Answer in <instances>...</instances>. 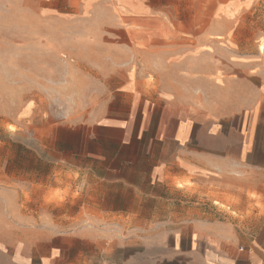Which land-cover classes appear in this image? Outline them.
<instances>
[{
  "label": "rangeland",
  "instance_id": "1",
  "mask_svg": "<svg viewBox=\"0 0 264 264\" xmlns=\"http://www.w3.org/2000/svg\"><path fill=\"white\" fill-rule=\"evenodd\" d=\"M148 4L158 17L155 27L175 32L169 42L181 44L175 51L154 52L159 63L151 70L177 76L183 65H190L193 92L180 99L185 106L179 117L199 122L205 105L216 104L228 113L255 102L256 108L241 118L245 124L248 119L258 124L257 138L264 145V97L257 89L264 75V0ZM39 10L34 0H0V229L14 234L33 264L46 258H52L49 264H100L106 258L103 250L77 244L73 236L89 231L105 241L118 230L107 227V200L118 202L117 196L107 195V167L126 162L123 177L129 182L135 181L136 172L149 174L152 157H160L151 146L156 135L152 124L159 115L147 100L135 108L129 98L115 100L113 117L130 121L131 131L124 145L113 142L108 147L107 132L85 126L107 102V44L94 31L107 25V7L95 3L57 12L44 9L48 14L42 17L35 13ZM215 10H223L220 18H231L228 34L212 38L220 49L201 50V32L216 25ZM183 32L192 35L186 37L190 50L184 49ZM212 74L228 89L215 91L206 84L205 76ZM247 74L257 78L248 84L249 91L231 90V80ZM201 88L208 91L201 93ZM146 122L150 125L143 132Z\"/></svg>",
  "mask_w": 264,
  "mask_h": 264
},
{
  "label": "crops",
  "instance_id": "2",
  "mask_svg": "<svg viewBox=\"0 0 264 264\" xmlns=\"http://www.w3.org/2000/svg\"><path fill=\"white\" fill-rule=\"evenodd\" d=\"M34 2L40 6L35 12L39 17L48 10L95 3L107 7V25L94 30L107 44V75L103 76L107 79V102L100 104L101 111L85 126L107 132L108 147L113 142L124 145L131 131L130 121L113 117L115 100L129 98L133 108L147 100L152 112L159 115L152 124L156 135L151 146L160 157H152L150 173L136 172L135 181L129 182L123 177L126 162L125 166L107 167V195L118 197V202L107 200V227L118 230L105 241L83 231L74 234L75 243L103 250L106 258L100 264H264V145L257 138L258 124L249 119L245 124L241 118L245 111L254 110L256 103L248 109L238 105L228 113L209 104L201 108L204 114L199 122L182 120L179 114L185 105L180 99L193 92L190 65H183L185 69L177 71V76L174 72L156 75L151 70L159 63L154 52L175 51L181 44L169 42L175 32H160L155 27L158 17L149 0ZM222 14L223 10H215L216 25L202 30L199 49H220L212 38L223 39L231 25V18H220ZM180 34L187 46L184 49L190 50L186 37L191 33ZM216 79V74L206 75L204 82L215 91L228 89ZM251 80L257 78L247 74L231 80V90L248 92ZM257 89L264 97V75ZM205 91L208 88H201V93ZM147 125L150 123L143 125V132ZM109 158L107 155V163ZM9 231L0 229V264H33L31 253L21 249L20 241ZM115 255L120 259H114ZM49 262L53 263L52 258L42 264Z\"/></svg>",
  "mask_w": 264,
  "mask_h": 264
}]
</instances>
